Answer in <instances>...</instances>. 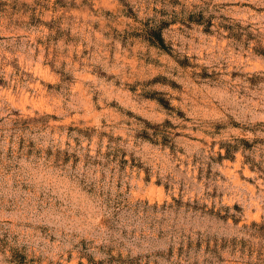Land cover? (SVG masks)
Wrapping results in <instances>:
<instances>
[{
	"label": "rangeland",
	"instance_id": "374dc122",
	"mask_svg": "<svg viewBox=\"0 0 264 264\" xmlns=\"http://www.w3.org/2000/svg\"><path fill=\"white\" fill-rule=\"evenodd\" d=\"M21 262L264 264V0H0Z\"/></svg>",
	"mask_w": 264,
	"mask_h": 264
},
{
	"label": "trees",
	"instance_id": "16d2710c",
	"mask_svg": "<svg viewBox=\"0 0 264 264\" xmlns=\"http://www.w3.org/2000/svg\"><path fill=\"white\" fill-rule=\"evenodd\" d=\"M149 34H150L149 39L151 42H153L155 45H158L161 48H166V43L162 33V28H152Z\"/></svg>",
	"mask_w": 264,
	"mask_h": 264
}]
</instances>
